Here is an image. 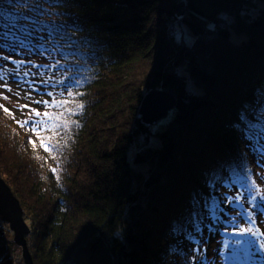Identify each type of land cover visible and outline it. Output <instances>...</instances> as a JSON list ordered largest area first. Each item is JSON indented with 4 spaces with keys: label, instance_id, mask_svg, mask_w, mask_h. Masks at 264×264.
Returning <instances> with one entry per match:
<instances>
[{
    "label": "trees",
    "instance_id": "16d2710c",
    "mask_svg": "<svg viewBox=\"0 0 264 264\" xmlns=\"http://www.w3.org/2000/svg\"><path fill=\"white\" fill-rule=\"evenodd\" d=\"M0 76V148L12 154L0 170L12 189L11 173L26 183L14 191L35 264L210 263L212 215L264 170L241 134L264 132V0H0ZM157 86L177 104L149 124L141 107ZM41 135L47 151L32 147ZM246 197L244 210L264 213ZM4 224L0 264H24Z\"/></svg>",
    "mask_w": 264,
    "mask_h": 264
},
{
    "label": "rangeland",
    "instance_id": "374dc122",
    "mask_svg": "<svg viewBox=\"0 0 264 264\" xmlns=\"http://www.w3.org/2000/svg\"><path fill=\"white\" fill-rule=\"evenodd\" d=\"M185 31H187V29L183 27V32ZM20 47L21 46L18 45L15 49L18 50L20 49ZM190 85H191V82H190ZM191 88L195 92H199V93L202 92L200 88H197L195 86H192ZM258 142H260V144H264V139L262 138V136L261 137L258 136L257 130H255L253 131L251 144L257 147ZM0 153L3 155L1 157L2 161L6 162L10 166L8 167L11 169L12 161L9 159V157H11L12 154L8 151L6 147L0 148ZM24 158H27V157L24 156ZM22 165L28 166V168H30V161L26 160V163ZM263 171L264 170L261 169L259 166H254L252 169L253 182L250 188H251V196L255 197V200L257 199L261 200V198L264 197V181L261 178V174ZM10 176L11 177H8V178L16 186L15 187L13 185L14 186L13 189L11 186L10 187L12 191L14 192V194L19 198V196L15 193L14 189L15 190L19 188L26 189V183L24 184V182L20 181L19 179L17 180L16 176L12 175V173ZM247 189L248 187L243 188L241 190H237L235 192V197L240 198L242 197L240 194H243V195L248 196L246 197L247 202L248 201L252 202L249 199ZM231 202L233 201L231 200ZM239 203L242 204V202L240 201ZM230 208L232 210H229V211L222 210L221 212L222 214L218 213L217 216L212 215L213 221H214V225H212V230L210 232H206L203 235V239H205V241H209V245H210L209 249L204 248V254H205L204 260L207 262L208 259L210 258L209 254L211 253L212 260L210 261L209 264H264V248H261V245L264 244V239H263L264 236H261L259 234V233H264V213L261 212L259 214H253V212H251L250 210H247V211L244 210L243 209L244 207L242 209L236 207V202ZM255 208L256 206L254 204V209ZM188 211L185 212L184 214L187 217L189 214ZM238 213H247L251 215L252 226L254 230H258L255 236H253L252 233L250 232H245L241 234L240 232L241 229L249 227V221L246 215H239ZM0 221L3 222V220H1V215H0ZM3 223H5L4 224L5 226L9 225L7 222H3ZM197 224H198V221L195 222L194 227H196ZM162 236H164V234L161 235V237ZM250 239L256 241V248L258 249V251L254 253L249 250V245L246 243ZM29 249H30V246H29ZM190 253H194V250L190 251ZM187 257L189 258L190 255L188 254Z\"/></svg>",
    "mask_w": 264,
    "mask_h": 264
},
{
    "label": "water",
    "instance_id": "95a60500",
    "mask_svg": "<svg viewBox=\"0 0 264 264\" xmlns=\"http://www.w3.org/2000/svg\"><path fill=\"white\" fill-rule=\"evenodd\" d=\"M155 90L145 97L142 105V114L145 119L158 121L162 119L173 107L174 97L169 94L153 96ZM155 105V106H154ZM164 107V109H162ZM0 215L14 231V241L21 246V255L24 264H35L29 249L28 236L31 228L25 219V210L21 206L20 199L14 194L10 185L6 182L0 172Z\"/></svg>",
    "mask_w": 264,
    "mask_h": 264
},
{
    "label": "bare ground",
    "instance_id": "6f19581e",
    "mask_svg": "<svg viewBox=\"0 0 264 264\" xmlns=\"http://www.w3.org/2000/svg\"><path fill=\"white\" fill-rule=\"evenodd\" d=\"M47 15H49V14H47ZM241 37V38H240ZM242 40H243V38H242V36L241 35H234L233 36V42L234 43H236V44H240L241 42H242ZM4 78L2 77V76H0V86L2 87V84L1 83H3L4 82ZM10 81H13V79L12 80H10ZM155 90H159L158 92L156 91V93H154L153 94V96H157V95H159V94H162V95H166V94H169V95H172L173 97H174V102L173 103H171V105H173V106H175L176 104H177V98H176V96L173 94V93H171L170 91H168L167 89H164V88H161V87H153V88H151L150 90H148L147 92H146V94H145V97L146 96H148L149 95V93L150 92H152V91H155ZM166 94H165V93ZM159 93V94H158ZM145 99V98H144ZM144 101V100H143ZM142 105H143V103H142ZM155 106V105H154ZM162 109H164V107H162ZM141 111H142V107H141ZM143 115V114H142ZM143 117H144V115H143ZM144 119H145V117H144ZM145 121L147 122V123H149V124H152V123H154V121H151V120H146L145 119ZM11 122H13L17 127H18V129L17 130H19L20 129V127H25V124H23L22 122H21V126H18V122H16V121H14L13 119L11 120ZM22 124H23V126H22ZM33 125V127H31V128H29V130H32L33 128H35L34 126H36L35 124H32ZM227 125H230L229 123H227ZM83 127L84 126H82L81 125V129H83ZM36 129V128H35ZM25 133H28L27 131H26V128H25ZM21 132V131H20ZM69 132L71 133V134H75L76 133V130H75V128L74 127H71L70 129H69ZM43 135H41V137H37L38 138V140L37 141H35V139L33 140V143H32V147H35L37 150H39L40 148L38 147V145H39V143H40V141H41V139L44 141V138L42 137ZM17 139V138H16ZM33 144H35V146H33ZM47 144H50V141L47 143ZM47 144H45V145H47ZM51 149H56V148H54V147H51ZM218 150H220V149H218ZM36 151V150H35ZM23 152V151H22ZM37 152V151H36ZM23 153H25V152H23ZM223 153H220V154H218V155H222ZM16 158L17 157H14V160H16ZM202 158V157H201ZM207 158H209L208 156H203V158L202 159H207ZM41 161H45V158H41ZM225 165V164H224ZM207 166H212V164L211 165H207ZM187 167V174L188 175H194V176H198V177H200L201 175H203V176H205L206 175V173H207V171L209 170V169H206V170H203V169H198L197 171H193V169L191 168V166H186ZM240 168H241V172L242 173H245V168L243 167V166H240ZM183 167L182 166H179L178 167V171H183ZM219 171H221V170H219ZM0 172H1V170H0ZM2 173V172H1ZM210 176H212L211 174H208V177H210ZM171 184H172V188L174 189V191L175 190H177L178 189V192L179 193H182V194H186V195H188L187 194V190L182 186V180H180V181H178L177 183H174V179H172L171 180ZM196 187V184L194 185V188ZM201 191L200 193L202 194V195H204V198H205V200H207V199H209V194L211 193V190L212 189H210L209 190V192H207L206 191V189H205V187H204V185H202L201 183H200V189H195V191L199 194V192L198 191ZM166 197H164L163 199H165ZM191 199H192V201L194 202V203H197V202H199L198 200H197V198H195V197H191ZM197 205H198V203H197ZM21 206H22V203H21ZM23 207V206H22ZM218 211H221V210H218ZM222 212V211H221ZM158 214H161V211H159V212H157ZM2 220V219H1ZM3 222H5V221H3ZM9 230H10V234H11V237H12V240L14 239V231L10 228V226H9ZM13 243H14V247H15V249L17 250V252H19V253H21L22 251V249H21V246L19 245V244H17L14 240H13Z\"/></svg>",
    "mask_w": 264,
    "mask_h": 264
},
{
    "label": "snow or ice",
    "instance_id": "6c2138e0",
    "mask_svg": "<svg viewBox=\"0 0 264 264\" xmlns=\"http://www.w3.org/2000/svg\"><path fill=\"white\" fill-rule=\"evenodd\" d=\"M212 27H214V26H213V25H209V28H212ZM14 50H15V49H13V51H14ZM6 59H7V58H6ZM3 86H6V85H3ZM67 87H68V85H65V88H66V89H67ZM68 95H73V93H72V92H68ZM40 102H41V101H37V103H40ZM44 103H47V102H44ZM52 103L59 105V104L62 103V102H60V101H53ZM25 107H27V105H25ZM80 107H82V105H80ZM4 111H5L6 113H8V109L5 108ZM35 115L39 116V115H41V113L37 111V112H35ZM44 115L47 116V117H52L54 114H52V113H48V112H45ZM25 123H26V122H25ZM22 126H23V124H22ZM234 128H235V130H236L237 132H241V129H240V125H239V124L234 125ZM32 130L35 131V128H33ZM241 134H242V135H246V138H247L248 140H251V139H252V136H253V131H252L251 127H249V130H248L247 133H243V132H241ZM261 136L264 137V132L261 133ZM258 144H259V146H258L255 150H256L257 152H259L260 154H264V144H260V142H258ZM33 146H35V144H33ZM41 147H44L46 151L48 150L47 146L44 145L43 141H41ZM53 171H55V169H53ZM240 179H243V178H239V177H238V179H237V180H234L233 183L238 182V180H240ZM240 186H241V187H246V185H245L244 183H241ZM247 190H248V195H249V199H250V201L254 202V204H255V206H256L257 208H262V207H264V197H262L260 201H256V200H255V197H252V196H251V188L248 187ZM240 195L242 196L243 194H240ZM236 207L241 208V209L243 208V205L239 203V197L237 198V201H236ZM215 210H220V209H219V205L216 206V209H215ZM238 214H239V215H246L247 218H248V221H249V227L244 228V229H241V230H240L241 234H243V233H245V232H250V233H252L253 236H255V235L257 234V231H258V230H254V228H253V226H252V217H251V215H249V214H247V213H238ZM172 232H173V234L175 235L176 232H177V229H176L175 227H173ZM259 234H260L261 236H264V233H259ZM188 238L191 239L190 236H189ZM246 243L249 245V250H250L251 252L254 253V252L258 251V249L256 248V241H255V240H251V239H250V240H248ZM261 248H264V244L261 245Z\"/></svg>",
    "mask_w": 264,
    "mask_h": 264
}]
</instances>
